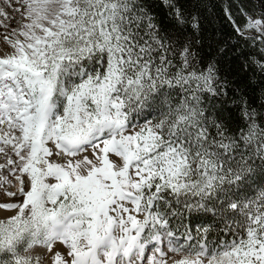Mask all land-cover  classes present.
Listing matches in <instances>:
<instances>
[{
	"label": "snow or ice",
	"instance_id": "1",
	"mask_svg": "<svg viewBox=\"0 0 264 264\" xmlns=\"http://www.w3.org/2000/svg\"><path fill=\"white\" fill-rule=\"evenodd\" d=\"M0 264H264V0H0Z\"/></svg>",
	"mask_w": 264,
	"mask_h": 264
}]
</instances>
